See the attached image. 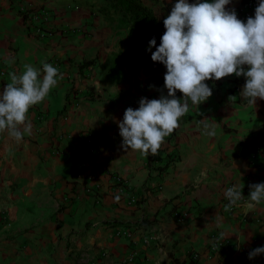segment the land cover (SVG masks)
Returning <instances> with one entry per match:
<instances>
[{
  "label": "crops",
  "instance_id": "1",
  "mask_svg": "<svg viewBox=\"0 0 264 264\" xmlns=\"http://www.w3.org/2000/svg\"><path fill=\"white\" fill-rule=\"evenodd\" d=\"M144 2L164 20L176 0ZM101 3L0 0V92L26 64L63 74L29 109L30 135L17 143L0 133V264H264V254L248 258L264 246V201L245 207L249 186L264 182V100L240 96L243 76L208 80L212 96L189 101L157 155L125 151L116 121L141 98L167 94V69L136 75L118 63L128 28ZM233 185L242 199L226 211ZM141 220L148 228L133 225Z\"/></svg>",
  "mask_w": 264,
  "mask_h": 264
},
{
  "label": "clouds",
  "instance_id": "2",
  "mask_svg": "<svg viewBox=\"0 0 264 264\" xmlns=\"http://www.w3.org/2000/svg\"><path fill=\"white\" fill-rule=\"evenodd\" d=\"M230 3L231 0H176L163 20L165 32L159 46L154 37L148 45L149 51L155 47L152 60L166 66L167 94L161 90L159 99L141 98L138 108L128 107L123 119L116 121L125 151L157 155L165 138L188 113L189 101L199 106L212 96L208 80L243 76L246 82L240 96L249 104H256L257 98L264 100V0H259L254 16L246 22L238 18L234 8L226 7ZM24 69L20 74L10 73V82L0 92V133L7 132L17 143L25 134H31L32 125L26 122L29 109L44 102L58 80L63 79V74L47 62L40 69L30 64ZM177 91L183 94V103ZM249 188L245 207L253 209L264 201V182ZM224 197L229 202L225 205L227 211L242 199L239 186L227 188ZM260 254H264V246L251 250L248 258Z\"/></svg>",
  "mask_w": 264,
  "mask_h": 264
},
{
  "label": "trees",
  "instance_id": "3",
  "mask_svg": "<svg viewBox=\"0 0 264 264\" xmlns=\"http://www.w3.org/2000/svg\"><path fill=\"white\" fill-rule=\"evenodd\" d=\"M100 12L119 13L120 22L128 28L126 38V54L125 60L116 57L118 63L124 64L131 71H138L142 67L149 68L152 72H157L162 67V63L154 62L151 58L155 47L148 50L149 41L154 37L156 46H159L160 38L165 32L163 19L160 12L144 2V0H102ZM93 63V60L84 62L79 66L81 74L84 73L83 66H88ZM83 101H93L92 96H83ZM152 157H148V164L151 165ZM157 169V168H156ZM161 168L158 167V172ZM151 221L141 220L133 225L138 227L148 228ZM106 225H130L127 222H106Z\"/></svg>",
  "mask_w": 264,
  "mask_h": 264
},
{
  "label": "built area",
  "instance_id": "4",
  "mask_svg": "<svg viewBox=\"0 0 264 264\" xmlns=\"http://www.w3.org/2000/svg\"><path fill=\"white\" fill-rule=\"evenodd\" d=\"M259 3V0H244L243 2V5L242 7L239 9V11L237 12V15H238V18H240L241 20H244L246 22L247 18L250 17V16H254L255 14V8L257 7ZM36 32L38 34H42V31H41V28L40 29H37ZM134 74L137 75V71H133ZM0 75H4V71H0ZM138 78H140V76L138 75ZM234 90L235 91H238L239 90V84H237L235 87H234ZM113 179L116 181V182H121V178L119 176H114ZM176 215V219L178 221H182L183 220V216L179 215V214H175ZM154 237V234H151V233H147L145 236H143V242L144 243H147L149 242V240L153 239ZM195 257H197L196 254L193 255V259H195ZM133 260V254L132 255H129L127 258H126V262H131Z\"/></svg>",
  "mask_w": 264,
  "mask_h": 264
}]
</instances>
